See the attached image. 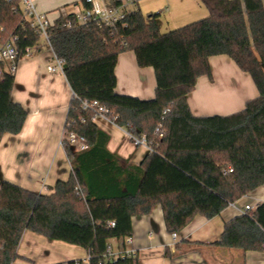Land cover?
<instances>
[{"label":"trees","instance_id":"trees-1","mask_svg":"<svg viewBox=\"0 0 264 264\" xmlns=\"http://www.w3.org/2000/svg\"><path fill=\"white\" fill-rule=\"evenodd\" d=\"M206 18L162 34L157 14L130 10L114 28L95 21L78 25L74 14L47 29L43 45L23 16L19 0H0V46L13 40L20 55L40 47L63 62L72 92L62 147L70 164L66 181L48 195L0 178V264H13L25 231L77 246L88 260L56 264H138L137 257H107L109 242L131 237L132 218L162 209L165 230L182 231L196 216H218L229 204L264 185V7L261 0H199ZM84 7H88L83 1ZM72 23L70 29L64 25ZM133 52L139 68H152L154 98L115 93L118 56ZM36 55V54H35ZM34 55V56H35ZM230 58L250 76L257 97L230 115L195 117L187 103L197 80L211 79L209 59ZM5 64H2V68ZM14 75H0V141L18 135L26 110L12 101ZM97 101L116 126L151 151L139 165L107 150L109 136L83 102ZM165 112V113H164ZM160 127L163 135H156ZM86 140L76 151L65 135ZM228 168L232 172H228ZM215 245L242 252L264 245V202L224 224ZM177 247V245L175 246Z\"/></svg>","mask_w":264,"mask_h":264},{"label":"crops","instance_id":"crops-1","mask_svg":"<svg viewBox=\"0 0 264 264\" xmlns=\"http://www.w3.org/2000/svg\"><path fill=\"white\" fill-rule=\"evenodd\" d=\"M83 1L32 0V3L36 13L45 15L53 23L60 17L81 12L85 8ZM261 1L264 7V0ZM145 12L147 15L157 14L160 30L185 26L208 15L199 0H152ZM42 51L37 53L41 55L39 58L15 62L12 101L26 110L27 118L18 135L5 134L0 141V178L35 194L48 195L58 181L68 179L71 171L62 139L72 92L62 74L47 71L54 56L51 51ZM9 65L6 63L4 68ZM209 65L211 79L200 77L187 96L193 116L237 113L244 109L247 101L257 97L250 76L240 71L230 58L211 57ZM114 73L117 95L143 101L154 98V71L139 68L133 52L118 56ZM94 123L109 136L107 150L120 157L123 163L137 166L149 153L145 147L135 146L127 131L107 118L98 117ZM263 202L264 185L229 204L213 219L194 217L176 234L175 240L165 230L162 209L158 205L150 215L132 218L131 244L125 249L135 252L138 264H264V250L242 252L215 245L225 223L240 216L245 206L255 208ZM123 239L120 237L109 242L113 257L119 256V243ZM16 252L18 257L13 264L88 260V252L83 248L52 241L29 231L22 234Z\"/></svg>","mask_w":264,"mask_h":264},{"label":"built area","instance_id":"built-area-1","mask_svg":"<svg viewBox=\"0 0 264 264\" xmlns=\"http://www.w3.org/2000/svg\"><path fill=\"white\" fill-rule=\"evenodd\" d=\"M23 16L26 20L30 21L31 28L35 34H37L42 41V44L48 45L49 35L47 29L51 26V22L43 14H38L33 8L32 0H19ZM139 0H85L88 7L84 8L81 12L74 14V21L78 25H84L88 22L95 21L98 25H103L108 28H114L119 23H121L125 16L130 10L131 6L136 4ZM64 27L70 29L72 27L71 22H67ZM40 47H35L32 49H26L25 54L20 55L19 50L15 47L13 40L6 42L0 46V75L3 71L10 75H14L16 66L15 62L18 59H30L33 58L35 54L40 51ZM10 63L7 68L3 69L2 64ZM63 62L54 58V64L47 67V71L51 74H62ZM83 110H93L95 112V118L102 117L107 118L108 111L106 108L99 105L97 101L93 102H83ZM165 113V112H164ZM111 121V120H110ZM158 136H162L160 127L155 129L154 132ZM129 140L135 146H143L149 152L151 148L147 145L145 136L137 138L132 135L131 132H127ZM64 137V136H63ZM65 138L70 146H72L76 151H84L87 149L86 140L77 136L74 133H69L65 135ZM228 172H232L228 168ZM252 206H245L242 210V214L246 211L252 210ZM172 239H176V234H172ZM131 244V237H124L123 241L119 243L120 253L119 256H124L127 258L135 257V252L126 250L125 246ZM264 250V245L262 246ZM107 257L112 258L113 254L110 249H107Z\"/></svg>","mask_w":264,"mask_h":264},{"label":"rangeland","instance_id":"rangeland-1","mask_svg":"<svg viewBox=\"0 0 264 264\" xmlns=\"http://www.w3.org/2000/svg\"><path fill=\"white\" fill-rule=\"evenodd\" d=\"M151 3H152V0H139L136 4H134L133 6H131V8L132 9H136V10H137V8H139L140 11H141V14H143L144 16H146L147 15L146 14L147 12H145V8L148 7ZM180 27H183V26H179L177 28H161L160 32L162 34H165V33H168L170 31H173L175 29H178ZM42 52L45 53V52H47V50L44 49ZM40 56H41L40 54H36L33 58H30V59H27V60L30 61V60L39 58ZM53 64H54V62H53ZM18 74H19V72H17L16 75H18Z\"/></svg>","mask_w":264,"mask_h":264}]
</instances>
